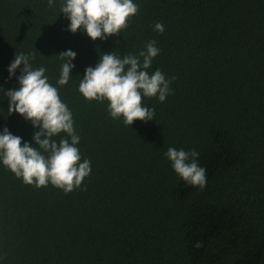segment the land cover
Wrapping results in <instances>:
<instances>
[{
    "label": "trees",
    "instance_id": "1",
    "mask_svg": "<svg viewBox=\"0 0 264 264\" xmlns=\"http://www.w3.org/2000/svg\"><path fill=\"white\" fill-rule=\"evenodd\" d=\"M63 2L0 0V133L38 147L40 129L9 115L5 95L20 87L23 65L8 72L16 53L32 54L72 112L91 173L65 194L0 162V264H264V0H133L128 28L95 41L67 30ZM153 40L149 73L175 77L164 102L143 98L153 120L125 126L79 93L102 54L138 55ZM67 50L75 67L60 86ZM169 147L199 153L203 189L175 173Z\"/></svg>",
    "mask_w": 264,
    "mask_h": 264
},
{
    "label": "clouds",
    "instance_id": "2",
    "mask_svg": "<svg viewBox=\"0 0 264 264\" xmlns=\"http://www.w3.org/2000/svg\"><path fill=\"white\" fill-rule=\"evenodd\" d=\"M53 4L54 0H48L49 7ZM138 11L139 6L133 0H64L60 7V12L70 20L67 30L73 34L84 31L93 41L121 34ZM154 30L163 33L164 26L158 22ZM159 53L160 49L153 40L138 55L125 54L121 58L117 52L102 54L94 68L85 69L78 91L89 102L107 101L110 117L123 118L125 126L136 120H153L155 109L145 107L143 98L157 97L164 102L172 94L170 85L175 80L174 76L166 79L159 69L149 73L148 69ZM76 55L72 50L59 54L62 64L58 85L65 86L72 78L70 73L75 65L71 61ZM30 59H34V55L16 53L8 72L11 79L23 65L21 75L17 77L20 87L7 91L5 95L9 99V115L18 113L40 129L33 135L38 147L27 142L22 144V138L11 134L5 127L0 133V162L26 185L41 188L51 184L68 194L79 189L90 175L91 162L88 159L81 162L77 147L80 137L74 128L72 112L62 101L58 88L48 82L46 68L33 69ZM61 133L66 137L58 142L53 139ZM198 155L195 150L173 147L165 153L183 181L203 189L206 170L198 165ZM83 190L86 191V187Z\"/></svg>",
    "mask_w": 264,
    "mask_h": 264
}]
</instances>
